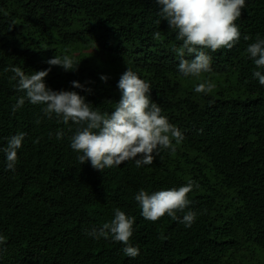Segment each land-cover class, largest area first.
Returning a JSON list of instances; mask_svg holds the SVG:
<instances>
[{"label": "trees", "instance_id": "16d2710c", "mask_svg": "<svg viewBox=\"0 0 264 264\" xmlns=\"http://www.w3.org/2000/svg\"><path fill=\"white\" fill-rule=\"evenodd\" d=\"M160 8L155 0H0V264H264V85L253 75L264 69L246 52L264 39V0H246L236 21L240 39L230 50L204 49L212 71L200 77L178 71L182 41ZM65 55L79 62L76 70L46 62ZM12 66L26 75L51 67L49 88L76 91L109 114L122 95L118 81L131 68L150 83L152 100L184 139L141 167L128 160L101 172L81 164L82 153L71 148L76 124L48 119L43 105L27 98L13 110L25 93L5 71ZM204 81L215 85L212 91L196 92ZM19 132L26 136L9 170L2 149ZM189 181L191 203L179 219L141 215L140 189ZM117 208L135 217V258L111 236L89 235ZM189 210L196 216L186 227L180 220Z\"/></svg>", "mask_w": 264, "mask_h": 264}, {"label": "clouds", "instance_id": "9594fccd", "mask_svg": "<svg viewBox=\"0 0 264 264\" xmlns=\"http://www.w3.org/2000/svg\"><path fill=\"white\" fill-rule=\"evenodd\" d=\"M161 6L160 18L168 22L169 28L176 31V38L182 41L177 49L180 57L178 71L185 77H200L202 73L211 72L212 57L204 49L217 52L221 49H231L240 39L239 26L236 21L241 17V10L245 8L246 0H155ZM160 20L156 23L159 24ZM158 39L159 32L153 34ZM250 37L245 36L248 40ZM246 52L254 61L257 69H264V39L257 38L246 48ZM194 59H187L185 56ZM50 66H61L65 71L76 70L79 62H74L68 56H55L46 61ZM14 75L17 80V91L25 96L18 98L14 111L25 103V98L34 105H43L41 112L48 119L53 115L63 123L69 121L76 124L71 137L73 151L82 153L78 156L81 164L86 161L101 172L105 168L119 166L128 160H134L137 167L152 164L155 157L160 155L162 149L175 151L173 141L181 142L184 137L180 129L169 122L162 109L151 98V85L140 78L139 74L127 68L121 75L117 87L122 95L116 103L114 111L102 113L94 110L85 97L76 91L53 90L45 83V78L51 67L35 71L31 75L17 66L5 69ZM259 83L264 85V72L257 70L253 73ZM101 80L107 81L106 75ZM74 88H85L79 81H72ZM210 81L197 84L195 91L210 93L214 88ZM40 123L39 120L36 121ZM26 133L19 132L8 140L7 146L2 149L7 160V168L14 170L17 162V150L22 147ZM57 139L62 138L63 132L56 133ZM194 182L161 189L149 193L140 189L135 200L141 208V215L150 221H157L165 214L173 220L179 219L177 213L184 212L190 205L188 193L193 189ZM196 213L187 211L180 222L190 227L195 220ZM135 217L126 215L119 208L114 210V218L97 231L93 229L89 235L96 238H111L124 245L123 252L130 258L139 255V249L132 246L129 241L133 235ZM5 237L0 235V243Z\"/></svg>", "mask_w": 264, "mask_h": 264}, {"label": "rangeland", "instance_id": "374dc122", "mask_svg": "<svg viewBox=\"0 0 264 264\" xmlns=\"http://www.w3.org/2000/svg\"><path fill=\"white\" fill-rule=\"evenodd\" d=\"M90 51V50H89ZM244 264H249V263H247V262H244Z\"/></svg>", "mask_w": 264, "mask_h": 264}]
</instances>
